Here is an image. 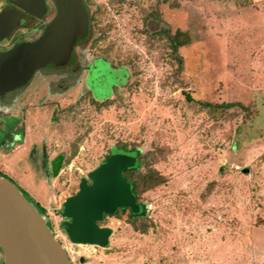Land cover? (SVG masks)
<instances>
[{"label":"rangeland","instance_id":"1","mask_svg":"<svg viewBox=\"0 0 264 264\" xmlns=\"http://www.w3.org/2000/svg\"><path fill=\"white\" fill-rule=\"evenodd\" d=\"M96 2L105 27L89 53L104 46L131 75L101 60L86 82L83 72L71 81L36 74L21 104L27 130L0 146V171L68 236L65 199L116 144L136 147L167 177L141 197L150 226L108 215L109 244L75 243L73 264H264V0H166L170 31L189 36L182 66L146 28L153 0ZM231 102L243 107L203 105ZM57 154L65 161L51 176Z\"/></svg>","mask_w":264,"mask_h":264},{"label":"water","instance_id":"2","mask_svg":"<svg viewBox=\"0 0 264 264\" xmlns=\"http://www.w3.org/2000/svg\"><path fill=\"white\" fill-rule=\"evenodd\" d=\"M59 21L35 42L0 57V91L27 84L37 69L73 59L78 29ZM78 28V27H76ZM137 153L114 148L109 158L83 178L60 210L63 228L76 244L106 247L113 229L98 221L118 208L142 211L123 170L138 166ZM59 173V172H58ZM55 171L51 176H56ZM0 257L3 264H73L49 220L21 187L0 171Z\"/></svg>","mask_w":264,"mask_h":264},{"label":"flooded vegetation","instance_id":"3","mask_svg":"<svg viewBox=\"0 0 264 264\" xmlns=\"http://www.w3.org/2000/svg\"><path fill=\"white\" fill-rule=\"evenodd\" d=\"M111 1H115L117 6L121 8L125 0ZM165 2L166 0H153L144 14L146 28L152 33L154 31L161 33L169 41L170 46V36H178L179 33H182V37L185 36L183 37L184 40L187 37V41L179 46L178 52H174L178 55L182 66L184 59L179 55V49L188 44L189 36L180 29L175 32L170 31L169 22L164 18L162 11V5ZM105 9V6L97 3L96 0H0V57L13 49L35 42L59 21H65L66 25L70 21L74 28L78 29V37L73 48L71 61L64 65L37 69L27 84L6 92L0 91V146L8 147L24 136V130H27V127L25 123L26 111L24 110L25 106H23L25 102L22 101L26 100V96H30L32 92L36 91V88L33 87L34 84H32L36 74L40 73L41 76L49 77L48 81H52L53 78H50L54 75L69 81L73 79L75 74H82L83 72L81 79L86 82L95 67V63L101 60L114 68H126L128 77L131 75L128 64H117L112 61L107 48L104 46L101 47L99 54L89 53L88 48L90 49L91 46L95 45L99 38L96 33L102 34L104 31L105 25L101 23L100 17L105 13ZM81 55L86 58L85 61L81 60ZM29 86L35 89L30 91L28 90ZM116 90H118L117 87L114 88L113 94ZM87 93L90 95L91 92L87 91ZM22 103L23 105H21ZM59 155L63 154H57L49 159L51 175L55 171V161ZM49 223L51 224V220ZM0 264H3L1 257Z\"/></svg>","mask_w":264,"mask_h":264},{"label":"trees","instance_id":"4","mask_svg":"<svg viewBox=\"0 0 264 264\" xmlns=\"http://www.w3.org/2000/svg\"><path fill=\"white\" fill-rule=\"evenodd\" d=\"M182 33H179L178 36H170L171 40V48L173 52H178V48L180 45L185 43L187 41V37L185 38L186 40L183 39ZM108 100V99H107ZM105 100V102L107 101ZM203 105L205 106H214L217 108H229V107H235V106H241L243 107V104L238 103V102H231V103H217V104H210V103H204ZM114 148L117 149H122L125 151H134L137 153V158H138V166L134 168H129L123 170V175L133 184V189L136 194V199L137 201L142 205V211L138 214H134L131 210V208H118L117 211L114 214H105L104 218L100 221H98L99 225H103V220L108 216V215H121L123 213L127 214V219L131 225L135 229L140 230L141 232H146L148 227L150 226V218L147 215V205L142 202L141 197L143 193L153 190L154 188L166 183L167 177L164 176L162 173H160L151 163L149 162L151 156L149 154H142L140 149L136 147H129L127 144H116L115 147H113L110 151V153L105 157V160L109 158V156L112 153V150ZM64 161V156L59 155L57 160L55 161V172L58 173L61 169L62 163ZM2 172V171H1ZM3 175L7 176L5 173L2 172ZM9 177V176H7ZM88 182H91L88 180ZM22 189V188H21ZM25 194L27 192L22 189ZM28 195V194H27ZM29 196V195H28ZM32 199L31 196H29ZM34 201V200H33ZM35 202V201H34ZM36 203V202H35ZM39 209L43 214H46V208L43 206H40L38 203H36Z\"/></svg>","mask_w":264,"mask_h":264},{"label":"built area","instance_id":"5","mask_svg":"<svg viewBox=\"0 0 264 264\" xmlns=\"http://www.w3.org/2000/svg\"><path fill=\"white\" fill-rule=\"evenodd\" d=\"M55 232V231H54ZM57 232V231H56ZM55 232V234H56V236H57V238L62 242V244L64 245V247L66 248V250H67V252H68V254H69V256L71 257V260L72 261H74V256L73 255H70V253L72 252H74L73 251V248H74V244L75 243H73L69 238H67L68 236H64L63 234H60L59 232L58 233H56ZM71 253V254H72Z\"/></svg>","mask_w":264,"mask_h":264}]
</instances>
